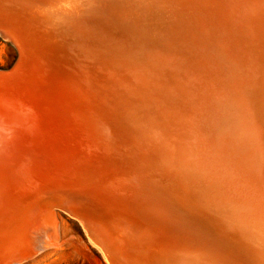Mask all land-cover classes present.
I'll return each instance as SVG.
<instances>
[{"label":"bare ground","instance_id":"bare-ground-1","mask_svg":"<svg viewBox=\"0 0 264 264\" xmlns=\"http://www.w3.org/2000/svg\"><path fill=\"white\" fill-rule=\"evenodd\" d=\"M11 1L0 34L27 64L0 83V264L56 245L59 207L110 242L120 203L218 264L166 211L202 185L190 210L264 264V0ZM157 145L163 168L139 165Z\"/></svg>","mask_w":264,"mask_h":264},{"label":"water","instance_id":"water-1","mask_svg":"<svg viewBox=\"0 0 264 264\" xmlns=\"http://www.w3.org/2000/svg\"><path fill=\"white\" fill-rule=\"evenodd\" d=\"M16 47L17 50L20 47L24 50L21 42ZM24 59V55H18L10 68L0 70V83L9 79H21L22 75L26 74L24 68L27 61ZM120 204L122 207H118V211L106 218L110 226L107 230L110 233V242L100 236H94L92 227L87 225L88 221L81 211L73 212L65 207H59L55 211L75 222L80 233L87 239L86 229L90 231L91 248L104 264H186L194 253H198L174 228L145 216V212L131 203ZM2 220L3 217L0 223ZM0 225H3V222ZM16 254L18 258L22 256L18 255V249L12 253L13 256ZM27 259L29 258L22 261ZM17 263L19 262H13Z\"/></svg>","mask_w":264,"mask_h":264},{"label":"rangeland","instance_id":"rangeland-1","mask_svg":"<svg viewBox=\"0 0 264 264\" xmlns=\"http://www.w3.org/2000/svg\"><path fill=\"white\" fill-rule=\"evenodd\" d=\"M15 3H17V1L13 2L11 0H0V9L13 8V6H15ZM30 10L34 13H38L39 16H41V14L43 15V10L41 7ZM171 20L174 21L175 18H172ZM168 23L166 24L167 29L165 31L171 29V21H169ZM161 29H163V26L159 27L157 31L160 32ZM166 35L167 34H165L164 32H160L159 38ZM156 40H158V37ZM17 56V49L12 44V42L0 34V70L10 68L14 64ZM107 95H109L110 99L112 98L113 100H115V98H113L109 94V92L107 93ZM248 114L251 122H253L254 120L253 123H256L255 119L251 117L250 112ZM260 135L261 137L264 135L261 129H259V137ZM156 147L157 148L154 149V154L153 151L150 153L148 151H141L138 147L139 150L135 152L136 160L139 161L138 164L141 165L143 163L142 165L146 168L150 166H154L155 168V164L158 162L156 166L159 169H162L163 167L161 166V164L159 165V163L162 162H160L156 157L158 156V154H156V151L158 150L159 146L157 145ZM160 156L161 154L159 153V157ZM56 216L59 224L57 226V232L59 233L58 243L54 246L48 247L44 251H40L37 255L17 264H104L100 257L91 248V244L88 242L87 237L85 235L83 236L80 233L75 222L64 218L58 212Z\"/></svg>","mask_w":264,"mask_h":264},{"label":"snow or ice","instance_id":"snow-or-ice-1","mask_svg":"<svg viewBox=\"0 0 264 264\" xmlns=\"http://www.w3.org/2000/svg\"><path fill=\"white\" fill-rule=\"evenodd\" d=\"M72 6L71 3L64 5V7ZM210 194L211 188L208 185H202L191 192L187 206L173 203L166 208V211L178 225L180 233L195 239L197 246L212 256L218 264H233L237 253L232 247L230 237L218 229L216 221L190 210Z\"/></svg>","mask_w":264,"mask_h":264}]
</instances>
